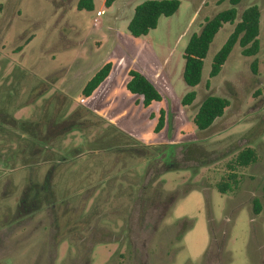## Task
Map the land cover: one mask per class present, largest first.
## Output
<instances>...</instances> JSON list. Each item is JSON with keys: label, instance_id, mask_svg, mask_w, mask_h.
Instances as JSON below:
<instances>
[{"label": "rangeland", "instance_id": "1", "mask_svg": "<svg viewBox=\"0 0 264 264\" xmlns=\"http://www.w3.org/2000/svg\"><path fill=\"white\" fill-rule=\"evenodd\" d=\"M78 1L0 0V264H264V0L237 5V21L248 6L261 9L256 72L236 44L211 76L237 21L225 23L194 88L183 79L185 47L229 0H181L139 37L127 22L144 0L110 9L95 0L93 11ZM108 61L110 75L86 98L84 85ZM131 69L161 102L145 107L128 91ZM191 89L197 96L183 105ZM210 94L230 105L202 131L193 119ZM247 147L257 161L221 193L217 183ZM49 174L54 197L41 192L40 209L19 217L29 181Z\"/></svg>", "mask_w": 264, "mask_h": 264}, {"label": "trees", "instance_id": "2", "mask_svg": "<svg viewBox=\"0 0 264 264\" xmlns=\"http://www.w3.org/2000/svg\"><path fill=\"white\" fill-rule=\"evenodd\" d=\"M117 0H105L106 7L112 6ZM230 7L216 13L213 17L207 18L199 32L191 35L184 52L183 79L186 85L194 88L202 81L204 59L210 49L216 34L225 23L234 24L238 19L237 5L243 0H229ZM181 0H144L135 7L134 15L129 21L128 30L134 37L147 35L150 30L158 26L162 16H171L180 8ZM77 8L81 10L93 11L95 9V0H79ZM261 9L257 4L245 8L239 21L236 22L234 30L215 54L213 58L211 76H217L222 70L232 50L236 44L242 48V54L248 57H255L252 62V68L256 72L258 58L257 55L261 49L260 34ZM112 63L105 62L99 70L87 81L82 89L83 95L90 97L94 91L108 78L112 70ZM126 88L132 94L142 97V104L149 107L153 102H161L163 95L156 85L150 81L140 70L131 69L129 71V80ZM197 96L194 89L189 90L182 98L183 105H191ZM230 105V100L226 97L210 94L204 98L200 104L193 122L199 130H207L213 126L217 118L223 116L226 108ZM70 120L65 121L66 125ZM165 125V111H160V116L156 129L159 131ZM2 127V126H1ZM71 128V126L69 127ZM75 128V126H72ZM257 153L254 148L247 147L240 151L235 160L229 164L230 171L228 175L217 183V188L221 193H227L239 186L240 179L236 173L237 168L248 167L257 161ZM63 162V161H62ZM60 163V162H59ZM175 164L171 165L174 166ZM47 194L48 198L54 197L53 178L47 175L43 183L29 181L23 191L22 198L17 207L19 217H24L37 212L42 200L39 194ZM53 202V201H50ZM261 203L259 199L254 200V211L259 213ZM193 221L185 228L189 230L193 226ZM209 229L214 228L215 221L211 211L208 212Z\"/></svg>", "mask_w": 264, "mask_h": 264}, {"label": "crops", "instance_id": "3", "mask_svg": "<svg viewBox=\"0 0 264 264\" xmlns=\"http://www.w3.org/2000/svg\"><path fill=\"white\" fill-rule=\"evenodd\" d=\"M114 3H115V2H114ZM114 3L112 4V6L107 7V8H109V9L112 8L113 5H114ZM104 5H105V0H104ZM105 7H106V5H105ZM134 10H135V9H134ZM98 11H101V10H98ZM96 18H98V17H97V13H96V15H95V19H96ZM129 21H130V20H129ZM129 21L127 22V25L129 24ZM100 68H101V67H100ZM100 68H99V69H100ZM99 69H98V70H99ZM94 74H95V73H94ZM94 74H93V75H94ZM93 75H92V76H93ZM86 83H87V82H86Z\"/></svg>", "mask_w": 264, "mask_h": 264}, {"label": "built area", "instance_id": "4", "mask_svg": "<svg viewBox=\"0 0 264 264\" xmlns=\"http://www.w3.org/2000/svg\"><path fill=\"white\" fill-rule=\"evenodd\" d=\"M102 14V11H98L97 12V17L100 16ZM98 20V18L95 19V22Z\"/></svg>", "mask_w": 264, "mask_h": 264}]
</instances>
